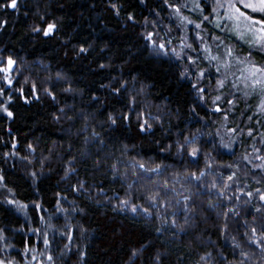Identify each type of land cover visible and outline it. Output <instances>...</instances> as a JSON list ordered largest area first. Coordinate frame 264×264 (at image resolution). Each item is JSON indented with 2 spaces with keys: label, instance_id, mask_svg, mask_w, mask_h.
<instances>
[{
  "label": "trees",
  "instance_id": "1",
  "mask_svg": "<svg viewBox=\"0 0 264 264\" xmlns=\"http://www.w3.org/2000/svg\"><path fill=\"white\" fill-rule=\"evenodd\" d=\"M207 3L211 7V0ZM111 4L119 6V15ZM209 5L203 0L201 6L206 8L203 14H210ZM129 15L135 17V24L127 19ZM0 21H7L0 28V60L12 56L17 61L9 93L12 103L8 105L14 118L0 113V176L4 178L1 185L11 189L16 200L28 205L18 213L0 202V229H5L7 243L16 248L6 250L11 257L17 250L23 251L26 241L30 240L33 247L42 243L37 242L39 233L29 231L43 226L41 216L45 222L52 217L51 223L61 231L67 216L73 240L69 242L65 237L55 236L50 249L55 264H239L241 257L239 250L232 247V236H237L244 251L251 254L247 264H264L259 249L248 245L243 235L248 230L245 220L257 229L264 225V212H254L259 206L258 196L254 195L245 203L249 198L241 194L240 201L222 202L221 208L210 211L207 202L210 198L215 200L216 196L210 197L205 188L203 195L192 198L194 212L188 214L189 225L184 224L183 211L179 212L178 223L184 227L183 232L172 228L157 232L155 229L161 226V221L156 219L155 210L151 218L133 215L127 209L113 210L115 197H125L128 183L133 184L132 202L148 206L141 191L151 189L152 183L132 175L127 165L133 157L150 159V167L163 165V175H153L152 181L163 184L167 180L170 187L174 180L182 179L186 171L196 170L186 151L181 158L175 148L170 153L160 149L178 140L183 142L185 136L197 132L202 133L197 138V146L201 148L199 169L204 170L209 156L207 163L213 165L205 184L212 181V173L222 174L226 179L236 171L238 179L233 184L234 189L239 186L253 193L257 188L264 191V172L242 159L250 154L249 139L244 134L239 135V143L233 145L234 155L214 148V143L219 144L216 133L222 114L210 115L211 98L203 105L195 103V92L187 80L179 78L181 66L174 58H158L146 47L148 42L143 36L148 32L161 34L162 28H171L167 37L173 36L171 41L175 45L188 28L177 27L179 21L165 0H144L143 3L141 0H18L17 9L0 10ZM49 23L56 25L53 35L44 37L43 31H33L34 28L43 30ZM208 30L223 34L212 24L205 23V34ZM81 47L87 51L80 53ZM254 58L261 61L259 54ZM101 64L106 67L100 68ZM58 74L63 78L57 79ZM121 83H125L126 88L117 95L113 87ZM33 85L37 87L39 99L31 95ZM18 89H23L29 103H24ZM44 89L51 91L56 99L52 100ZM130 96L136 98V112L145 113L153 123L150 132L138 133L135 113L131 123H124L115 133L104 123L110 112L129 111ZM192 108H196V112H192ZM60 109H64L63 114ZM237 109L230 114L229 121L233 125L240 118ZM56 116L60 117L58 122ZM153 117L156 119L152 120ZM93 131L100 133L103 144L99 140L85 141ZM29 144L33 150H29ZM125 145L129 150L127 154ZM258 147L264 155V144ZM69 161L73 162L76 173L65 180L62 177ZM97 161L99 167H96ZM113 165L121 173L127 171V181L112 179ZM226 165L233 167H222ZM32 172L40 175L35 184ZM81 180L89 186L90 192L72 191V186ZM175 187L179 190L180 184ZM101 188L106 195L97 197ZM89 194L92 200L87 198ZM60 197H66L60 205L68 210L63 214L57 213ZM108 197H113L111 203ZM34 203L42 204L46 211L36 210ZM225 204L240 213L238 217H229L227 238L218 227L224 218L216 215L217 211L226 210ZM73 206L86 208L87 215L72 213ZM180 207L182 209L183 204ZM159 211L161 215L168 213L166 218L171 224V213L177 209L161 207ZM65 244H69L70 251L65 249ZM141 245L146 247L133 261L131 253ZM0 255L6 258L5 252Z\"/></svg>",
  "mask_w": 264,
  "mask_h": 264
},
{
  "label": "snow or ice",
  "instance_id": "2",
  "mask_svg": "<svg viewBox=\"0 0 264 264\" xmlns=\"http://www.w3.org/2000/svg\"><path fill=\"white\" fill-rule=\"evenodd\" d=\"M144 0H141L143 3ZM165 3L172 9V12L175 18L179 21L177 25L178 28H183L188 24H193L194 32L193 38L190 42H187L186 37H180L181 47L178 51L174 47H170L172 41L166 39L165 37L159 36L156 32H148L143 36V39L148 42L146 47H150V50L153 55L156 57H168L169 59L174 58L175 61L181 66L179 72V78L182 80H187L191 84V90L195 92L196 101L201 105L205 104L209 98L213 104L211 109L212 113L222 114L223 121L227 122L231 119V113L237 107L238 103L242 100L246 109L250 110L255 108V111L252 115H248L246 118L248 121L256 120L257 123L264 121V0H211V13L209 15H203L206 11L205 7H202L203 0H192L193 8L198 9L202 14V19L198 23H193L192 20L188 17L182 15V9L186 7L184 4H180L177 0L176 3H171L170 0H165ZM119 15V6L116 4L110 5ZM18 7V0H0V10L12 9L15 10ZM258 14V15H253ZM127 19L133 24L136 23V19L133 15H129ZM7 21H0V28H3L6 25ZM205 23L212 24L213 28L218 30L224 35H217L211 30H208L205 34L204 25ZM56 25L54 23H49L46 28L43 30L41 28H34V32L43 31L44 37H49L54 34ZM173 29H169L171 32ZM167 36V33L165 34ZM234 40L235 43H230L229 41ZM242 45H246L247 54L241 55L243 51ZM187 50V52L185 51ZM87 49L81 47L79 49L80 53L86 52ZM197 53V55H189L188 53ZM259 54L261 56V61H257L254 57ZM205 61L208 64V67L201 68L199 71L196 70L198 66V61ZM17 61L8 56L6 60H0V74H2L3 84L7 88H11L13 85V77L11 73L16 70L15 65ZM106 65L101 64L100 68H104ZM214 69L215 80L213 82L210 73ZM63 77L58 74L57 79H62ZM193 78L195 82H192ZM209 79V87L211 92H209V87L201 86V81L204 79ZM27 82V81H25ZM242 86V87H241ZM126 84L121 83L119 87H113V91L120 95L121 89H125ZM227 89V91H225ZM20 96L24 99V103H29L30 101L25 98V93L23 89H18ZM37 87L32 86L31 95L35 99L40 97L37 94ZM45 93L55 100L56 97L48 89H44ZM65 91H71V89H65ZM8 95L7 100L0 99V113L6 115L7 118L13 119L14 112L9 109L8 105L12 103V97L10 94L6 93L5 87L0 86V97ZM257 98V103L252 105L249 103L250 98ZM136 98L135 96H130L127 100V105L129 107L128 112H110L107 115L105 124L113 130V132L119 131L124 123H131L132 114H136V128L138 133H148L153 128V123L146 114L143 112H136L135 109ZM227 104L228 107L225 108L224 105ZM60 113H64V109L59 110ZM192 112H196V108L191 109ZM207 115V113H206ZM241 115H245L244 112ZM55 119L57 122L60 117L56 116ZM156 118L153 117L152 120ZM202 119V118H201ZM264 126V124H262ZM256 130L252 127H248L247 136L250 138L254 137V132ZM231 133L230 136L228 134ZM198 134L202 133H191L189 136H185L183 142L177 141L174 145H169L168 148L161 147L160 151L162 152H171L172 148H175L176 154L184 158V153L191 159L197 167L194 171H186V174L183 175V178H177L172 182V186H169V182L165 180L163 184H160L156 181H152L153 175H163L165 168L163 165L157 164L155 167H150L149 165L152 161L136 159L133 157L132 161L127 165L132 169V175H139L144 179L152 183L151 189H146L141 191L144 200L147 203V207H141L139 204L132 202L133 196L131 189L133 184L128 183L126 194L124 198L116 196V204L113 205L114 211H125L126 209L130 211L133 215H143L145 218H151L153 216V210H155L156 219L161 221V226L157 227L155 230L160 232L162 228L168 229H177L178 231L183 232L185 229L178 223V214L180 211H183L185 215L184 224L189 225L191 217L188 215L191 212H194L192 207L193 196L203 195L204 189H207L208 195L211 197L213 194L216 196V199H209L207 202V207L210 211H216L221 208L222 202H230L232 200L240 201L241 194L249 198L248 203L255 196L259 198V206L255 207L254 212L260 214L264 212V191L257 188L255 193L252 191H244V189L237 186L233 188V184L238 179L237 172L233 171L227 175L226 179L222 174L216 175L212 173L213 179L210 183L205 184V177H207L212 169L213 165L207 163V159L211 157H206L205 168L204 170L199 169V155L201 148L197 146ZM244 134V126L237 124L234 128H226L222 134L217 130L216 135L219 137V144H213L214 148H219L225 152L232 153L233 155V145L236 143L235 137ZM225 136H228V139L225 140ZM91 140L95 142L99 140L101 144L104 143L100 139V133L93 131L91 137H85V141ZM259 142L264 144V132L260 133ZM15 148L16 145H13ZM29 150H33L31 144L28 145ZM127 145L124 146V153H128ZM261 149L255 147L253 144V152L246 154L242 157L243 161L246 164H251L253 160L261 161L260 164L254 165L255 169L264 172V155H259L258 153ZM7 155V154H6ZM26 159V158H22ZM31 163V161H29ZM100 162H96V167H99ZM222 167L232 168V165H226ZM239 166L237 165V170ZM112 179L121 180L122 182L127 181L128 175L127 171L121 173L119 169L113 165L112 166ZM76 173V168L72 161H69V167L64 171V176L62 179H70ZM33 177V184L40 179V175L36 172L30 174ZM4 178L0 176V183H2ZM180 184V189L178 190L175 185ZM195 189V191H193ZM73 192H90L89 186L84 181H78L76 185L72 186ZM7 192L12 196V198L5 197L4 203L8 206L15 208L16 211H21L26 209L28 205L22 204L19 200L14 198L11 189H7ZM170 194H172L170 196ZM106 195L104 190L101 188L97 197ZM59 197L60 194L57 193ZM182 197V199H181ZM89 200H92L93 197L89 194L87 197ZM137 198H140L137 196ZM66 199V197H60L57 200V213H66L68 210L61 207V201ZM108 202L111 203L113 197H108ZM173 200L175 203L173 204ZM97 203H100L99 199L96 200ZM183 208L181 209V205ZM163 207L168 209L169 207H174L177 211H173L171 216L173 217L171 224H169L166 216L168 215L165 212L164 215L160 214L159 209ZM34 208L38 211H46L43 208V205L40 203H34ZM224 211H217V217H223L224 221L220 224L219 230L227 238V233L229 229L228 219L231 216H239L240 213L236 208L228 207L225 204ZM72 213H79L81 215H87V209L84 207L73 206L71 209ZM69 218L66 216V223L63 226L64 230L56 228L54 224L51 223L52 217L48 218V221L45 222L43 216L40 217L42 227L41 228H30L34 234L39 233L42 236V243L44 245L43 251L37 253L36 255H31V259L28 261V264H32L33 261H37L38 256L40 257L39 264H44V258L46 255L47 264H55V257L50 254L51 245L55 239V236L58 234L62 237H65L69 242L73 240L71 234L72 228L67 222ZM256 216H253V221H255ZM35 221H33L34 223ZM245 227L248 229L244 232V236L247 238V244L252 246L254 245L262 257H264V225H261L260 229H257L255 226H250L247 220L244 221ZM27 227V225L25 226ZM22 230V229H21ZM5 229H0V242L7 244V237L4 235ZM51 236V238H50ZM232 247L234 250H239V255L241 260L239 264H247L251 259V254L246 253L241 247V243L238 241L237 236H232ZM7 247H12V245H7ZM65 249L70 251L69 244L64 245ZM145 245H141L139 249L134 250L131 253L130 259L134 261V258L145 248ZM6 250V249H4ZM37 250L32 246L31 241H26L25 246L22 252V255L27 257L30 253H35ZM62 255H64L62 253ZM81 260H83L84 254L81 253ZM201 259H205L202 257ZM0 264H17V261L13 259L0 258Z\"/></svg>",
  "mask_w": 264,
  "mask_h": 264
},
{
  "label": "rangeland",
  "instance_id": "3",
  "mask_svg": "<svg viewBox=\"0 0 264 264\" xmlns=\"http://www.w3.org/2000/svg\"><path fill=\"white\" fill-rule=\"evenodd\" d=\"M207 2H208V0H205V3L209 5V3H207ZM180 4L186 5V7H184L182 9V15L188 17V19L192 20L193 23L200 22V20L202 19V14L200 13V11L198 9H194L193 8L192 0H182ZM209 8H210V11H211L210 5H209ZM203 15H207V14H203ZM193 17H196L199 20H194ZM161 27H162V25L160 26V28ZM185 27H188V28L184 29L185 32H182L180 37H182V36L186 37L187 38V42H190V40L193 38L194 32L196 30L194 29L193 24H188ZM183 28H182V30H183ZM161 31H162V33L161 34L159 33V36L165 37L166 39L168 38L169 40H171V38L173 36L172 37H167L165 35L166 33L168 34L169 28H166V30H163V28H162ZM213 33H216V32H213ZM219 35L223 36L224 33L223 34H219ZM229 42L230 43H235L234 40L229 41ZM170 47H174V48H176L179 51L180 47H181L180 38L178 39L177 44H175V45L171 44ZM241 47L243 48V51L241 52V55H246L247 54L246 45H242ZM185 51L187 52V50H185ZM188 54L189 55H193V56L197 55V53H191V52H189ZM262 62H264V61H262ZM206 67H208L207 62L201 60V61H198V66H196V70L199 71L201 68H206ZM13 74H14V72L11 73V76L14 79V75ZM210 75H211L212 80L214 82V80H215L214 69L212 70ZM192 81L195 82V79L193 78ZM0 86H4L5 87L6 93H8V94L11 93V91H12L11 88H7L3 84L2 74H0ZM201 86L209 87V79L206 78L203 81H201ZM225 91H227V89H225ZM209 92H211V88L210 87H209ZM0 99L7 100L8 99V95L0 97ZM257 102H258L257 98H255V97L250 98V100H249V103L252 104V105H255ZM211 105H212V108H213L214 106H213L212 102H211ZM224 107L227 108L228 105L225 104ZM237 107H238L237 112H239V114L242 113V112L245 113V115H243V116H241V114H240V118H239V121H238L237 124H241L242 126H244V137L249 139L248 140V146H247L248 149L247 150L250 153H252L253 152V144H255V147L259 149V147H258V145H260L259 138H260V133L264 132V126H262V124H264V121H262L261 123H257L255 119L253 121H251V122L248 121L246 117L248 115H252V113L255 111V108L253 107L250 110H247L246 109V105H245V103L242 100L238 103ZM243 107H244V109H243ZM211 109H208V112H210V115L216 116V114H220V113H212ZM237 124L233 125V124H231L230 121L225 122V121H223V117H222L221 120L219 121V126H218L217 130H219L223 134L226 128H234V127L237 126ZM250 126L253 129L256 130L254 132V137L253 138L248 137L247 134H246L247 133V129ZM230 135H231V133L228 134V136H230ZM228 136H225V140L228 139ZM235 139H236V143L235 144H238L239 143V136L235 137ZM258 154L261 155L260 152ZM260 163H261V161H259V160H253L251 165L254 167V165L260 164ZM5 197L12 198V196L7 192V189L4 188L1 185V183H0V202L4 203ZM11 208H13V207H11ZM13 209L15 210V208H13ZM23 211H24V209L19 211V212L18 211H16V212L20 213V212H23ZM38 240L42 241V236L38 237V239H37V242L39 243ZM7 245H10V244L9 243L5 244L4 242H0V252L1 253L5 252V257L7 259H13V260L17 261V264H28V261L31 259V255H36L37 253L43 251V249H44L43 243H39L36 246H34V248L37 250L35 253H30L27 257H25L24 255H22L23 251L17 250V254L12 255V257H11L8 252L11 250V248L14 251L16 250V248H14V247H6ZM4 249H6L8 252L6 250H4ZM47 254L48 253L45 254L44 264H47V260H46V255ZM0 258H3V257L0 255ZM39 260H40V257L38 256L37 261H33L32 264H35V262L37 264H39Z\"/></svg>",
  "mask_w": 264,
  "mask_h": 264
}]
</instances>
